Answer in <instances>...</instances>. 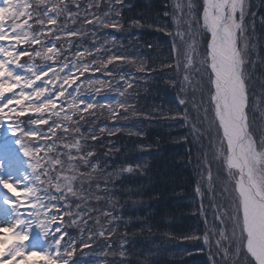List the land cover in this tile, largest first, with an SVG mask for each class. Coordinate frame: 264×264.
I'll return each mask as SVG.
<instances>
[{
    "label": "snow or ice",
    "instance_id": "obj_1",
    "mask_svg": "<svg viewBox=\"0 0 264 264\" xmlns=\"http://www.w3.org/2000/svg\"><path fill=\"white\" fill-rule=\"evenodd\" d=\"M132 7L0 0V130L12 133L0 145V264H83L85 249L100 253L96 264H160L173 255L168 245L181 254L169 264L205 248L207 264H264V84L257 93L250 75L264 64V0H169L154 18L125 20ZM108 30L126 32L129 45L143 30L163 32L167 55L151 43L150 53L133 51ZM155 77L175 92V107L141 103L142 91L154 97ZM153 123L187 129L175 142L195 162L199 234L122 212L145 205V184L132 181L150 179ZM121 135L135 156L126 150L112 167L105 158L122 145L104 138ZM135 224L164 243L133 260Z\"/></svg>",
    "mask_w": 264,
    "mask_h": 264
},
{
    "label": "trees",
    "instance_id": "obj_2",
    "mask_svg": "<svg viewBox=\"0 0 264 264\" xmlns=\"http://www.w3.org/2000/svg\"><path fill=\"white\" fill-rule=\"evenodd\" d=\"M168 2L169 0H126V3H130L133 7L130 10L125 9V20L130 18L140 19L142 17L154 18L165 10L164 5ZM160 19L164 22L168 20L167 17H163L162 15ZM108 31L122 39L125 46H131L133 51L139 49L141 52L150 53V50L144 48L143 45L151 43L158 46L159 49L163 51V54L167 55L166 46L168 37L163 32L143 30L142 34L139 36V40H133L131 41V45H129V37L126 32H115V30ZM132 31L136 32L137 30L133 29ZM257 35L264 36V33H261L259 25L257 26ZM262 55H264V53H262ZM261 67H264V64H261ZM149 91L155 94L154 97L150 96L145 99L143 91L141 92V103L145 106H150V102L153 99H155L156 102L162 101L165 105L170 107L176 106L175 92L165 87L161 77H155L150 82ZM99 123L102 124L105 123V121L101 119ZM107 123L111 124L110 121H107ZM146 127L149 133V142L158 139L159 146L157 150L146 155L151 169L148 173L150 179L147 181H132V183L145 184L143 199L147 206L141 205L137 208H132L130 204H124V200L122 199L121 203L124 204L122 212L124 216L139 215L144 217L151 212L152 215L149 217V220L151 223L157 225L158 228H167L169 231L177 234L201 233L205 225L198 212L199 197L194 192L198 180L194 167L195 162L187 155V146L175 142L176 138L185 134L187 129L180 128L175 123H173L172 127H167L163 123H153ZM104 139L105 141L111 139L122 145L121 154L105 158L112 167H115L121 162L123 159L122 153L126 150L135 156V153L132 152L134 148L133 139L123 135L119 138L105 137ZM97 147L98 153L102 156L104 149L99 146ZM112 167L109 168V171L112 170ZM117 183L119 184L120 181H117ZM154 194L158 195L159 199H149V197ZM205 203H207V201H205ZM98 207L103 208L104 205L100 204ZM209 218H211V213H209ZM139 227H141V225L135 224L130 225L128 228L131 240L128 251L135 254L133 255V260L138 258V253L140 251H149L153 246V241L156 244L164 243L160 232L153 230L151 233L148 231L139 233L136 232ZM120 230H124L123 226H121ZM133 232H136V234L132 235ZM186 246L189 249L200 247L197 242L188 243ZM176 247V245L167 246V251L173 255L159 257L160 264H169L170 259H181V254L176 252ZM99 256L100 253L98 251L93 252L89 249H85L82 256L81 253H77V257L82 259L83 264H96ZM182 259L183 264H207V250L205 248V251L202 253L193 256H183Z\"/></svg>",
    "mask_w": 264,
    "mask_h": 264
},
{
    "label": "rangeland",
    "instance_id": "obj_3",
    "mask_svg": "<svg viewBox=\"0 0 264 264\" xmlns=\"http://www.w3.org/2000/svg\"><path fill=\"white\" fill-rule=\"evenodd\" d=\"M253 59H255V57H253ZM263 69H264V67H261V63L258 60H256L255 67L252 68L250 71V75L253 78L254 87L257 90V93L262 91L261 84H264V70ZM258 72H260V73H258ZM261 107H264V105H261Z\"/></svg>",
    "mask_w": 264,
    "mask_h": 264
}]
</instances>
